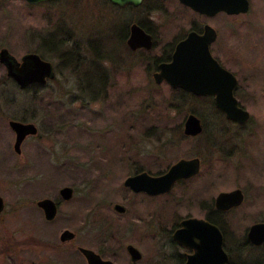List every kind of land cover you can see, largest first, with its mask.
Returning a JSON list of instances; mask_svg holds the SVG:
<instances>
[{
    "label": "rangeland",
    "instance_id": "374dc122",
    "mask_svg": "<svg viewBox=\"0 0 264 264\" xmlns=\"http://www.w3.org/2000/svg\"><path fill=\"white\" fill-rule=\"evenodd\" d=\"M171 1L167 15L151 14L155 23L164 26L154 24V47L126 55H122L123 49L116 66L104 63L108 68L105 99L70 101L78 77L69 71L61 74L54 68L58 59L47 57L55 76L38 90L32 108L35 118L27 119L33 120L37 134L20 142L19 153L13 151L14 133L2 114L8 107L0 101V196L4 199L0 244L5 239L22 242L35 237L59 245L54 249L25 242L11 256H0V264H85L77 245L89 247L115 264H159L161 248L167 244L162 228L175 216H202L200 203L213 199L219 190L240 187L245 197L240 206L225 214L230 236L240 238L252 222L264 219V0H252L250 11L241 16V26L231 27L227 44L222 41L225 29L219 28L222 33L214 50L218 53L216 48L222 51L226 45L221 60L236 71L238 101L250 112L243 129L225 122L228 139L221 150H211L201 136L183 137L180 122L185 111L170 105V87L163 82L154 84L153 59L160 57L162 46L168 47L185 33L192 17L191 11L183 12ZM116 10L107 0H54L33 5L26 0H0V48L6 47L19 58L35 46L37 40H31L34 32L50 33L58 26L69 31V35L60 32L61 37L64 33V38L77 40L85 49L97 28L107 31L128 14L127 10L112 14ZM222 21V17L216 18L220 26ZM3 75L0 63V77ZM9 86L6 83L2 90L6 92ZM27 94L33 96L30 90L14 89L15 106H24ZM192 105L202 111L198 103ZM26 112L29 117V108ZM207 123L218 137L211 119ZM194 153L200 156V171L165 195L133 194L123 184L124 176L132 174L135 166L155 174ZM65 184L73 187V197L59 201L54 221L47 222L34 201L43 196L59 200L57 191ZM115 202L125 206V213L112 209ZM65 228L75 238L60 243L59 232ZM129 242L142 254L135 263L125 251ZM166 250L171 252L167 246Z\"/></svg>",
    "mask_w": 264,
    "mask_h": 264
},
{
    "label": "water",
    "instance_id": "95a60500",
    "mask_svg": "<svg viewBox=\"0 0 264 264\" xmlns=\"http://www.w3.org/2000/svg\"><path fill=\"white\" fill-rule=\"evenodd\" d=\"M28 4L42 3L43 1L54 0H26ZM140 0H109L112 4L125 6L127 3L137 6ZM183 4L191 7L193 10H200L205 14L215 13L224 9L230 13H239L247 11L248 0H180ZM204 32L197 34L194 31L180 39L172 50L171 59L168 62H160L158 70L153 71L155 84L161 80L171 87L184 88L189 93L197 95L213 96L218 110L226 118L233 122L243 124L249 117V111L239 106L233 88L236 85L235 75L219 65L208 51L211 39L215 37V30L206 25ZM130 36L127 44L133 49L143 46L149 50L152 47L151 35L144 33L139 25L131 24ZM0 63L5 66L6 74L9 78L18 84L20 89L26 88L28 84L40 83L44 85L47 79L55 76L53 64L49 59H43L37 52H25L19 58L12 55L6 47L0 48ZM264 90V89H263ZM197 114L186 113L183 125L182 135L190 137L200 135L203 131V124ZM12 131L15 133L14 151L19 152L20 142L30 133H36V126L33 122L23 123L21 121L8 120ZM200 159L196 157L178 158L176 162L168 165L166 171L162 174H149V172H137L135 175L124 176L123 184L132 190L156 195L166 193L176 180L194 177L200 170ZM72 187L65 184L58 193L63 199H71L73 196ZM244 199L242 189L235 188L229 191H219L216 194L214 206L217 209L229 210L231 207L239 206ZM3 199L0 197V211L3 208ZM47 217L51 220L56 215L57 204L51 198L43 197L36 202ZM114 210L122 211V205L115 203ZM60 239H72L74 234L65 228L60 232ZM247 239L255 245L264 241V220L252 222L246 232ZM173 239L186 248L193 249L186 256L185 264H226L227 257L224 248L221 246L223 237L221 230L208 222L203 217L195 218L190 216L181 221V225L174 232ZM126 252L129 253L132 261L141 257L140 251L128 244ZM78 251L85 258V264H114L111 260L101 258L99 253H95L88 247L78 246Z\"/></svg>",
    "mask_w": 264,
    "mask_h": 264
},
{
    "label": "flooded vegetation",
    "instance_id": "af4514ba",
    "mask_svg": "<svg viewBox=\"0 0 264 264\" xmlns=\"http://www.w3.org/2000/svg\"><path fill=\"white\" fill-rule=\"evenodd\" d=\"M174 1H176L181 7V9H182V11L184 12H192V17L189 19V20H187L188 21V23L186 24L187 26H188V28H186V30H185V33H183L182 35H180V37L178 38V39H175L172 43L173 44H171V42H169L168 43V47H164V46H162V49H160V57H164V59H162V60H160L158 63H156V65H155V71H157L158 70V65H159V63L160 62H168L170 59H171V55H172V50L173 49H175V46H176V44L178 43V41H180V39H182V38H185L189 33H190V31H194L195 33H197V34H200V33H203L204 32V30H203V27H205L206 25H208V26H210V27H212V29L213 30H215V37H213L212 39H211V42L209 43V48H208V51H210V54H211V56H213V58L219 63V65L220 66H222L223 68H225L227 71H229V72H231L232 74H234L235 75V80L237 81L236 82V85H235V87L233 88V94L235 95V97H236V99H237V101H238V96H237V91H236V89H237V87H239V80H238V75H237V73H236V71L235 70H232L231 68H229V66H227V64H226V62H224V61H222L221 60V53L224 51V53L223 54H225L226 53V45H224V46H222V51L220 50V49H218V48H220V47H217L216 49L219 51L218 53L214 50V47H215V45L216 44H218V38L221 36V30H219V28H224L225 29V33H224V36H222V41H223V43L224 44H227L228 42H230L231 41V36H232V32H231V27H235V28H237V26H241V23H242V21H243V18H241V16H243L244 14H247L249 11H250V9H251V3H252V0H248V4H247V7H248V10L245 12V11H241V12H239V13H235V12H230V13H228V12H226V11H224V9H220V11H217V12H213V13H210V14H205L204 12H202V11H198V10H193L191 7H189V6H187V5H185V4H183L182 3V1H180V0H174ZM107 2H108V4H110V6L111 7H114V8H117V10H116V12L114 11V12H112V14H116L118 11H125V10H127V16H125V19H123V20H121V21H114L112 24V26L111 27H108L107 28V31H104V30H101L100 28H97L96 29V32H94V36L93 37H90V41L91 42H95L94 44H95V46L97 47H100L99 45H100V43H102L104 40V38H106L108 35L107 34H111L112 35V39H113V43L115 44H117V45H119L118 46V48H116V51L113 53V55H115V57H118L119 55L118 54H120V53H122L121 51L124 49V51H123V53H122V55H126V54H129V53H133V52H135V51H138L139 49H142L143 48V46H140L139 48H136V49H133V48H131L130 46H129V44H127V41H128V38H129V36H130V30H131V24L133 25V24H136V25H139L141 28H142V31L144 32V33H149L150 35H151V43H152V47H154L155 45H156V43H155V37H156V34L154 33V31H152V29L155 27V25L156 26H160V28L162 29V27H164L162 24H157V23H155L153 20H152V17H151V14L153 13V12H162V13H165L166 15L168 14V7H169V5H171L172 4V1L171 0H140L139 1V3L137 4V6H135V5H132L131 3H127L125 6H120L119 4H112V3H110L109 2V0H107ZM139 10L140 11V14L138 15H136V13H135V10ZM193 14L195 15V17L193 16ZM193 17H194V19H193ZM200 17H202L200 20L198 19V18H200ZM220 17H222V19H223V21H222V24H221V26L220 25H218V24H216V18H220ZM235 18V19H239V18H241V19H239V21L238 22H236L237 20H235V21H233V19L232 18ZM236 17H238V18H236ZM155 24V25H154ZM57 29H59L60 30V32H63V29H61L60 27H58L57 26ZM161 29H160V31H161ZM55 30H56V28H55ZM66 32H68L67 33V35H69V31H67V30H65ZM95 31V30H94ZM92 35H93V30L90 32ZM159 33H161V32H159ZM70 37H71V35H70ZM72 41V40H71ZM220 45V44H219ZM151 47V48H152ZM1 48H4V47H1ZM151 48H149V49H151ZM120 49V50H119ZM143 50L144 51H148L147 49H145V48H143ZM93 52H90V51H87L86 53H83V54H85V56H87V55H90V54H92ZM125 53V54H124ZM96 56H102V53H101V51H99L98 52V55L97 54H95ZM160 57H158V58H160ZM3 65V64H2ZM4 66V65H3ZM4 71H5V66H4ZM154 71V72H155ZM152 73V72H151ZM5 74H6V71H5ZM7 75V74H6ZM153 75V74H152ZM8 76V75H7ZM54 78V77H53ZM53 78H52V80H53ZM10 79V78H9ZM48 80H50V79H47V81ZM165 83V81L164 80H161V82L159 83V84H156V85H160L161 83ZM17 86H18V84L17 83H15ZM34 84H40V83H30V84H28L27 85V87L29 86V85H34ZM47 84V82L44 84V85H41L42 87L43 86H45ZM154 84H155V82H154ZM168 87H170L171 89H173V88H176V87H171L169 84H167V83H165ZM4 87V85L3 86H0V89H2ZM26 87V88H27ZM17 88H19V86L17 87ZM26 88H23V89H20V90H25ZM176 89H183L184 91H186V89H184V88H176ZM263 89H264V87H263ZM262 89V90H263ZM186 93H189V92H187L186 91ZM189 94H191V95H197V94H195V93H189ZM263 94H264V90H263ZM197 96H202V95H197ZM203 96H207V95H203ZM202 96V97H203ZM207 97H210L211 98V100H212V102H213V99H214V97L213 96H207ZM1 101V100H0ZM239 102V106L240 107H242L243 109H244V107L241 105V103H240V101H238ZM1 103H3V105L4 106H7L8 108H7V113H2L3 114V116H5V118L7 119V123H8V120L9 119H11V120H15V121H21V122H23V123H28V122H32L31 120H28L27 121V119L29 118H26V120H22V119H16V118H11V117H8L7 115H8V113H9V110H11V111H14V112H16V113H18L17 111H19V112H22L23 111V108L25 107V106H19V105H16L15 106V102H13V104H11V103H9V102H7V103H5V102H3V101H1ZM10 104V105H9ZM214 104H215V102H214ZM12 105V106H11ZM23 105H24V102H23ZM34 105H35V101H34V104L32 105V107H29V111H31V113H32V115H33V118H35V115H34V112L35 111H33V109L32 108H35L34 107ZM216 105V104H215ZM28 109V108H27ZM247 110V109H246ZM26 111V110H25ZM248 111V110H247ZM189 113H191V112H189ZM195 114V113H194ZM225 117V116H224ZM32 118V117H31ZM31 118H29V119H31ZM32 118V119H33ZM200 118V117H199ZM226 118V117H225ZM248 118H250V112H249V117ZM248 118L246 119V121L248 120ZM185 119V118H184ZM226 120H229L228 118H226ZM246 121L243 123V124H240L239 122H233V121H230L229 120V122H232L233 124H235V125H240V126H243L244 127V125L246 124ZM184 122V121H183ZM182 122V123H183ZM34 125H35V123H33ZM202 124V123H201ZM8 125L10 126V124L8 123ZM36 126V125H35ZM10 128H11V126H10ZM36 128H37V126H36ZM203 128H204V126H203ZM11 130H12V128H11ZM12 133H14L13 131H12ZM37 134V132L35 133V134H29V135H36ZM29 135H27L26 137H28ZM186 136H188V135H186ZM195 136H201V134L199 135H195ZM195 136H192V137H195ZM25 137V138H26ZM190 137V136H189ZM24 138V139H25ZM14 140H15V133H14ZM13 140V141H14ZM21 141H23V139L21 140ZM21 145V144H20ZM13 149H14V144H13ZM15 150V149H14ZM13 150V151H14ZM15 152V151H14ZM16 153V152H15ZM19 153V152H18ZM228 154V153H227ZM196 156H198L199 157V159H200V156L199 155H194V156H192V157H196ZM225 156H227V155H225ZM188 157H190V156H188ZM200 162H201V159H200ZM200 162H199V165H200ZM169 165V164H168ZM168 165H167V168H168ZM200 168H201V165H200ZM147 172H149L147 169H145ZM145 170H141V171H135V173H139V172H142V171H145ZM166 171V170H165ZM164 171V172H165ZM200 171V170H199ZM164 172H162V173H164ZM135 173H132V174H130V175H135ZM162 173H160V174H162ZM149 174H152V173H149ZM155 174H159V173H155ZM155 174H152V175H155ZM129 176V175H128ZM196 176V175H195ZM194 176V177H195ZM190 178H193V177H188L187 179H182V180H180V179H178V180H176V182L174 183V184H172V186L170 187V189L166 192V193H162V194H160V193H158V194H156V195H165V194H167L168 192H171L172 191V189L174 188L173 186L175 185V184H177L178 182H180V183H184V182H186L188 179H190ZM125 187H127L128 188V186L127 185H124ZM72 187V186H71ZM73 188V187H72ZM232 189V188H231ZM235 189V188H234ZM242 189V188H241ZM128 190H130L133 194H136V193H139V194H144V195H146V194H148V195H150V193H145V192H142V191H140V190H138V191H134V190H132V189H130V188H128ZM219 191H221V190H219ZM219 191H218V193H219ZM229 191V190H228ZM243 191V190H242ZM72 192H73V189H72ZM57 193H58V191H57ZM74 193V192H73ZM243 193V192H242ZM59 194V193H58ZM217 194V193H216ZM216 194L214 195V198L213 199H210V202H211V205L213 206V209H214V211H216L217 213V216H219V218L221 219V221L227 226V227H229L228 226V220L226 219V216H225V214L226 213H228L229 211H230V209L231 208H233V207H231L229 210H223V209H217L216 208V206H214V203H215V198H216ZM156 195H150V196H156ZM0 197H2V199H3V196H0ZM43 197H46V196H43ZM43 197L42 198H40V199H43ZM73 197V196H72ZM71 197V198H72ZM46 198H49V197H46ZM245 198V197H244ZM40 199H37L36 201H34L35 202V205H36V202L37 201H39ZM51 199H53L54 201H55V203L57 204V210L59 209V206H60V203H59V201H63V200H65V199H63L62 200V198L60 197V195H59V200H57V198H51ZM244 200V199H243ZM242 200V201H243ZM241 201V202H242ZM3 202H4V199H3ZM2 202V203H3ZM240 202V203H241ZM115 203H119V202H115ZM115 203L113 204V210H114V205H115ZM120 204V203H119ZM120 205H122V211L120 212V211H118V210H114V211H118V212H120V213H125V206L123 205V204H120ZM3 206V205H2ZM239 206H240V204H239ZM37 207L41 210V214L43 215V217H44V219L45 220H47V222H50V221H54V218L56 217V215L54 216V218L53 219H51V220H49V219H47V217L45 216V214L42 212L43 210L37 205ZM236 207H238V206H236ZM236 207H234V208H236ZM3 208H4V206H3ZM3 208H2V210L0 211V225L2 224V222H3V217H1V213L3 212ZM57 210H56V212H57ZM205 213V212H204ZM190 216H192V215H186V216H178V217H173L172 218V221H171V223H170V225H168V227H163L162 228V231H163V239L165 240V242L167 243V244H165L164 246H162V248L161 249H163L162 250V257H161V259H160V263L159 264H185V262H186V256L188 255V254H190V252H192V250L193 249H189V248H186V247H184L183 246V244H179L175 239H173L172 238V236H173V234H174V232L179 228V226L181 225V221H183V220H185V219H188ZM199 217H203V219H205V220H207L208 222H212L213 223V221H209L206 217H204V215H202V216H199ZM199 217H195V218H199ZM262 220H264V219H262ZM259 222V221H258ZM213 225H215L216 227H218L219 228V230H221V235H222V237H223V242L221 243V246L224 248V250H225V252H226V257H227V263L226 264H255V263H257V264H264V241H262L259 245H255L254 243H252L251 244V242L247 239V236H246V232H247V230H248V228H247V230H246V232H243V236H245L246 237V246L244 247V249L242 250V252L241 253H239L238 251H239V246H238V244L236 243L240 238H235V236H233V240L231 241V243H228V244H226L225 243V237L223 236V230H222V228L221 227H219V226H217L216 224H214L213 223ZM229 229V228H228ZM63 230H65V229H63ZM62 230V231H63ZM69 230V229H68ZM70 231V230H69ZM61 232V231H60ZM60 232H59V242L60 243H62V242H65L66 240H69V239H65L64 241H62L61 239H60ZM72 232V231H71ZM73 233V232H72ZM74 234V233H73ZM75 238V234H74V237L72 238V239H70L69 241H72L73 239ZM30 244V243H32V245H34V244H36V245H46V246H49L50 248L51 247H54V249H55V247H58L59 245L58 244H56V245H50L48 242H45V243H42L40 240H38V238H31V239H24V241H17V240H11V239H8V240H4L3 241V243H1L0 244V256L1 257H3L4 255H9V256H11V254H13L16 250H19V249H21L22 248V246H24V244ZM128 244H132V243H128ZM127 244V245H128ZM226 244V245H225ZM127 245H126V247H127ZM78 246L79 245H77V249H78ZM134 246V245H133ZM166 246L169 248V250H171V252L168 254V251L166 250ZM226 246V247H225ZM135 247V246H134ZM89 248V247H88ZM135 248H137V247H135ZM252 248H254V249H256L257 250V252H255V251H251V249ZM250 249V250H249ZM92 250V249H91ZM231 250H234L233 252L234 253H232V254H230V251ZM78 251V250H77ZM126 251V250H125ZM137 251H139V250H137ZM79 252V251H78ZM96 253V252H95ZM97 253H99V252H97ZM128 253V252H127ZM140 253H141V251H140ZM100 255H101V258H103V259H107V258H104L103 257V254H101V253H99ZM129 254V253H128ZM83 256V255H82ZM130 256V255H129ZM141 256H142V254H141ZM141 258V257H140ZM85 259V258H84ZM110 259V258H109ZM111 260V259H110ZM129 260L131 261V262H133V263H135L136 261H138V260H134V261H132V259H130L129 258ZM86 261V260H85ZM112 262V261H111ZM113 263V262H112ZM115 264V263H114Z\"/></svg>",
    "mask_w": 264,
    "mask_h": 264
},
{
    "label": "trees",
    "instance_id": "16d2710c",
    "mask_svg": "<svg viewBox=\"0 0 264 264\" xmlns=\"http://www.w3.org/2000/svg\"><path fill=\"white\" fill-rule=\"evenodd\" d=\"M63 31L66 28L60 27ZM60 30L56 29L52 32H46L45 34H37L34 32V35L31 36V40H37L35 46L31 48L30 51L39 53V56L43 59H47V57L55 56L58 59L57 64L54 66L56 70L63 74L65 71H69L73 74H76L78 79L76 80L75 93H71L68 97L70 101H97L100 98H107L106 94L108 93V68L104 65V63L108 62L111 66H116L120 61V58L117 59L113 53L116 51V45L113 43L112 35H108L106 39L100 44V47L95 46V42H91L88 40L87 47L84 49L81 47L80 42L77 40H70L66 36L65 38L60 36ZM67 35V34H66ZM29 51V52H30ZM87 51L93 52L90 55L85 56ZM101 51L102 56L98 55V52ZM164 59V57L153 59V64L156 65L160 60ZM165 60V59H164ZM9 83L10 86L7 88L6 92L0 89V100L7 103L13 104V99L11 98V94H13V90L18 86L14 81L9 79V76L6 74L0 77V86ZM42 88L40 84L29 85L25 90L32 91L33 96L27 94L23 98L24 108L22 112L17 111L18 113L9 112L8 117L26 120L28 118L27 112L25 111L27 108L32 107L34 104L35 97L38 93V90ZM11 90V91H10ZM172 106L176 107L177 110L185 111L186 113H195L200 117V121L203 124L204 128L201 131V137L204 138V144L210 147L211 150L222 149L223 145H225L227 136V126L225 122H229L224 117V114L218 110V107L212 102L210 97L207 96H197L186 93L183 89L173 88L172 91ZM193 102L198 103V106L202 108V111H199L197 106H193ZM10 105V104H9ZM14 105V104H13ZM12 106V105H11ZM33 118L32 113L29 115V118ZM211 119V123L215 125L216 132H218L219 136L217 137L216 133L213 131H209L207 121ZM183 122V121H182ZM180 122V123H182ZM179 123V127L181 126ZM233 124L232 122H230ZM238 128L243 129V126L237 125ZM186 136V135H185ZM183 135V137H185ZM222 138V139H221ZM221 139V140H220ZM229 153V151H227ZM225 153V155H227ZM197 153H194L196 155ZM145 170L138 166L134 167V171ZM149 171V170H148ZM150 173V172H149ZM162 173V172H157ZM200 207L205 212L203 215L209 221H213L214 224L221 227L223 230V236L225 237V243L228 244L233 240V237L230 236V230L228 227L221 221L219 216H217V212L214 211L213 206L211 205L210 200L201 202ZM238 244L239 253L242 252L244 247L246 246V237L241 235V238L236 242ZM225 244V245H226ZM226 247V246H225ZM234 250L230 251V254L234 253ZM257 264V263H255Z\"/></svg>",
    "mask_w": 264,
    "mask_h": 264
}]
</instances>
